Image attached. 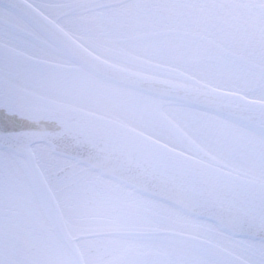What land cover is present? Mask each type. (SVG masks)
<instances>
[{
  "label": "snow or ice",
  "instance_id": "snow-or-ice-1",
  "mask_svg": "<svg viewBox=\"0 0 264 264\" xmlns=\"http://www.w3.org/2000/svg\"><path fill=\"white\" fill-rule=\"evenodd\" d=\"M68 7L76 65L31 0L0 9V105L25 122L0 133L15 149L0 171L27 176L35 214L65 240L128 228L184 237L169 264H264L245 254L264 256V129L250 167L239 123L246 91L264 106V0Z\"/></svg>",
  "mask_w": 264,
  "mask_h": 264
},
{
  "label": "flooded vegetation",
  "instance_id": "flooded-vegetation-1",
  "mask_svg": "<svg viewBox=\"0 0 264 264\" xmlns=\"http://www.w3.org/2000/svg\"><path fill=\"white\" fill-rule=\"evenodd\" d=\"M31 2L41 17L75 42L61 25H64L68 15L74 14L73 8L68 5H75L78 0H31ZM96 2L109 3L111 0ZM4 8V4L1 3L0 9ZM89 15L103 17L111 13L107 9L97 8ZM41 35L44 39L49 38L44 33ZM27 39L28 43H32L30 38ZM22 47L30 50L26 44ZM64 58L71 65H75L66 55ZM258 97V92L246 91L240 102L261 107ZM5 105L17 110L11 104ZM253 119L239 123L245 130L260 134L264 129V118ZM36 211V201L30 197L27 176L22 171H17L15 167L7 176L0 171V258L9 261L10 264H140L139 260H146L145 264H169L177 258L185 239L122 228L107 231L100 237L82 235L75 241H68L59 233L48 232L35 214ZM245 254L252 260L264 259L258 246L247 249Z\"/></svg>",
  "mask_w": 264,
  "mask_h": 264
},
{
  "label": "water",
  "instance_id": "water-1",
  "mask_svg": "<svg viewBox=\"0 0 264 264\" xmlns=\"http://www.w3.org/2000/svg\"><path fill=\"white\" fill-rule=\"evenodd\" d=\"M4 4L5 8L7 7L9 0H0V4ZM37 12H34L33 15H37ZM40 19L41 25H44L49 29L50 32L57 34L59 37L58 46L64 48L65 55L71 59V61L76 65L80 63L79 54L73 52V47H78V45L73 42L70 38H68L63 32H61L57 27H55L52 23H50L45 18L41 17L39 14L37 16ZM46 36H48L47 32H42ZM65 45H70L69 47H65ZM241 103V102H240ZM242 104V103H241ZM247 108V111L243 114V119L240 121L246 122L247 120L253 121L254 117L264 118V107L260 106H250L248 104H242ZM22 114L18 110H14L8 105L2 104L0 105V133H7L9 135H14L17 130H19L24 125V121H22ZM71 148V146H69ZM2 151L8 152L10 154H14V147H5L0 149ZM83 158H87L88 151L87 149H80ZM129 175H133L134 173L129 172ZM146 260H139L138 263L145 264Z\"/></svg>",
  "mask_w": 264,
  "mask_h": 264
},
{
  "label": "rangeland",
  "instance_id": "rangeland-1",
  "mask_svg": "<svg viewBox=\"0 0 264 264\" xmlns=\"http://www.w3.org/2000/svg\"><path fill=\"white\" fill-rule=\"evenodd\" d=\"M59 24H61L60 21ZM17 46L22 47V45H17ZM246 132H247V138L245 141V149H244L245 163L250 167H259L261 163V152H262V146L259 142L260 134L249 131L247 129Z\"/></svg>",
  "mask_w": 264,
  "mask_h": 264
}]
</instances>
